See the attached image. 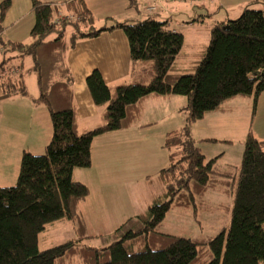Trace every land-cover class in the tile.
<instances>
[{
	"label": "trees",
	"instance_id": "obj_1",
	"mask_svg": "<svg viewBox=\"0 0 264 264\" xmlns=\"http://www.w3.org/2000/svg\"><path fill=\"white\" fill-rule=\"evenodd\" d=\"M128 3L133 7V0ZM10 5L9 0L0 4V23ZM254 5L263 3H250L236 19L214 25L193 72L179 75L175 63L183 37L169 30L167 22L148 18L96 29L82 0L66 3L65 14L54 4L31 0L32 42L6 44L0 38V74L8 69V62L31 58L37 102L48 111L52 134L43 155L22 154L16 184L0 188V264H72L76 260L80 264H258L264 260L263 142L248 134L240 167H227L223 174L215 158L205 161L189 133L191 125L226 101L255 99L264 92V8H251ZM113 30L124 33L132 63L153 62L155 77L147 85L117 87L112 99L100 74L92 72L86 86L94 105L106 107V123L79 134L64 54L78 41ZM17 70L15 79L3 80L0 75V99L26 94L21 63ZM152 96L184 97V127L165 136L168 166L157 175L164 191L145 213L136 216V230H125L130 219L114 231L117 241L104 248L91 249L73 240L38 249L37 237L48 225L78 219L76 207L88 196V189L72 179V171L90 167L93 139L131 125L143 102ZM234 179L230 224L217 236L191 240L158 232L170 208L190 207L215 182L227 186Z\"/></svg>",
	"mask_w": 264,
	"mask_h": 264
},
{
	"label": "crops",
	"instance_id": "obj_2",
	"mask_svg": "<svg viewBox=\"0 0 264 264\" xmlns=\"http://www.w3.org/2000/svg\"><path fill=\"white\" fill-rule=\"evenodd\" d=\"M3 1L5 0H0V3ZM9 1L11 4L10 8L4 16L3 21L0 23L2 27L0 38L2 42L6 43L4 37L5 35H8V39L6 40L8 44L19 43L22 45H29L31 43H22L27 42L28 39H19L18 35L21 34V30L14 27L15 25H20L24 19L26 20L33 16L31 13V0ZM36 1L54 4L59 7L58 9L60 13L65 14L67 13L65 4L74 0ZM82 1L95 19L96 29L102 26L109 27L113 22H126L133 24L148 18H152L159 22H167L169 30L179 33L183 37V46L179 54L180 57L184 47V34L188 33L190 29H195V25L204 23L205 18L209 21L210 35V29L214 25L222 23L226 19H230L231 15L237 16L241 13L243 8L250 3L261 1L264 8V0H201L198 2H180L176 0H133V7L129 5L128 0ZM149 9L152 10L150 11ZM202 12H205L206 15L202 14ZM214 14L218 15L216 19L213 18ZM31 27L32 23L28 22V24H26V34H30ZM196 27L199 28V26ZM205 47V45H198L196 47V53L191 54V56L199 58ZM26 59L30 60L29 72L33 74L31 71L32 61L30 57L13 60L14 63L12 61L8 62V68L17 70V66L21 63L23 69ZM143 63L145 62H131L126 37L120 30L103 32L96 38L78 41L73 49L68 50L64 54V64L68 68L72 77V98L76 117V129L79 134L91 131L92 129L106 123V107H96L94 105L86 86V78L92 72L97 71L103 82L109 88L113 99L115 96V90L119 86L147 85L150 83L149 80L151 79L145 81V78L142 75L141 71L144 67H147L145 66L146 64ZM148 67H150V71H154V68H152L151 65ZM177 72L178 70L176 68V73ZM17 96L18 95L4 99L2 101L4 104L0 105V188L12 187L16 184L20 157L22 154L24 152L30 154H44L52 134L51 125L49 123L48 125L45 124L48 122V119L50 120L47 109L38 102L29 104L23 99V97ZM176 97L177 96H152L147 98L142 104L141 111L131 125L120 131L105 133L93 139L90 151V167L87 169H74L72 171V179L87 187L88 196L91 194L92 188H97L101 194H108L105 197V200L101 198V202H98L99 200L94 202L96 206L97 203L100 204V208L98 209L102 210V204L106 203L107 197L111 195L119 197L120 195H125V190L129 189L131 190L130 196H132L133 199V194L136 189L143 188L142 184L147 186L148 178L152 174V170L155 167L160 166L159 164L161 163L160 145H157L156 142L151 139L139 140L135 137L132 139L130 138L133 136L134 129L139 127L137 123L144 116L145 110H151L155 105L156 110L162 111L163 103H165V101H171ZM231 101H237L240 107L244 106L242 113L249 115V118L251 116V120L254 110L256 116H258L264 123V92L255 99L253 96H248L236 97L228 100L225 102V105L221 106L217 111L207 113L202 120L198 121V123L206 122L208 121L207 119H220V116H216L215 118L209 117L212 115L223 114L228 111L229 107H227L226 104L231 103ZM41 106H43L45 110H42ZM6 109L9 112L7 113V120L4 117V111H6ZM32 112L34 113V117L40 115L41 119L44 117L47 118L46 120L45 118L44 120L42 119L44 122L42 128H40L41 125L39 122L35 123L32 119L30 122L27 121L28 114ZM20 114L26 115L23 118H19L18 116ZM248 122L249 119L244 125V128L247 126ZM242 123L244 124V122ZM194 125L195 124L190 127H193ZM196 130L199 134V132L203 130V126H199ZM173 131L174 129L168 128V130L165 131L163 138L165 139L166 134ZM262 132L264 133V126ZM247 133L248 131L246 132V135L249 134ZM245 137H243L244 141ZM200 140H202V137H200ZM258 141L263 142L264 144V138H260ZM216 164L218 168L221 169L222 166H220L218 162H216ZM227 167L233 166L225 164L224 168ZM158 170L160 171L161 169H157V171ZM159 171L156 173L157 175ZM87 197L85 199H87ZM84 200L80 201L77 205L79 209V204L83 203V212L84 208L89 207L90 203L88 200L83 202ZM77 207V218L81 220V214H83V212L80 211V213L77 210ZM123 224L124 221L120 226Z\"/></svg>",
	"mask_w": 264,
	"mask_h": 264
},
{
	"label": "rangeland",
	"instance_id": "obj_3",
	"mask_svg": "<svg viewBox=\"0 0 264 264\" xmlns=\"http://www.w3.org/2000/svg\"><path fill=\"white\" fill-rule=\"evenodd\" d=\"M251 8L262 9L263 6L254 5ZM202 14L206 15L205 12H202ZM239 15L240 14L237 16L231 15L230 19L234 20ZM217 16V14H214L213 18L216 19ZM27 21L29 23L31 22L33 26L34 19L33 16H31L26 20L24 19L20 25H15L14 27L21 30V34L18 35L19 39H28L27 42L22 43H31L29 35L26 34V24H28ZM196 26H199V28ZM194 28L195 29H190L188 33L184 34V47L182 55L181 57H178L176 62V68L178 70L177 73L179 75H186L193 72V67L197 65L200 58H194L191 54L196 53V47L198 45L207 46L209 42L210 25L207 18H205L204 23L195 25ZM4 39L6 44H8L6 41L8 39V35H5ZM2 60L3 57L1 54L0 63ZM12 62L14 63L13 60ZM29 64L30 60L26 59L25 66H23L21 71L26 94L24 96L18 95L17 97H23V99L29 104H34L39 98V93L36 88L35 77L29 72ZM143 64H146L145 66H147L141 71L145 81L154 79L155 67L153 62H145ZM150 65L154 68V71H150V67H148ZM17 74L16 69L13 70L8 68L0 75H3V80H9L15 79ZM4 99H0V105L4 104L2 103ZM185 104L186 99L184 97L177 96L171 101H165V103H163L162 111L156 110L154 105L153 109L148 111L145 110L144 116L137 123L139 127L136 126L137 129H134L133 136H131L130 139L134 137L139 140L151 139L154 140L157 145H160L161 163L159 164L160 166H157L152 170V174L148 178L147 186L142 184L143 188L136 189L133 194V199L132 196H130L131 190L129 189L125 190V195H120L119 197L111 195L107 197L106 203L102 204V210L98 209L100 208V204L97 203L96 206L94 202H97L98 200V202H101L102 199L105 200V197L108 194H101L97 188H92L91 194L83 201L86 202V200H88L90 202L89 207H85L84 212L83 203L79 204V209L77 207L79 212H83V214H81V220H63L48 225L44 232L40 233L37 237L38 249H48L73 240L79 241L78 243L80 246H86L91 249L104 248L117 241L118 238L114 240L113 237L114 231L120 227V224L123 221L126 224L129 219L133 221L128 223L125 230H136V216L145 213L153 201L160 197L164 191V187L158 182V176L156 174L159 171H157V169L166 168L168 166L166 151L162 148L163 137L168 128L174 129L175 131L181 130V128L184 127V114L181 109L185 106ZM224 105L225 103L222 106ZM226 106L229 107V110L225 113L209 117L215 118L216 116H220V119H207L208 121L206 122H196L193 127H189L190 136L195 139L194 141L196 142V146L200 153L204 156L205 161L215 158L216 162L222 166L220 170L223 174L228 172L225 171V164L231 165L235 168L240 167L244 149L243 137H245L247 131L256 140L264 138V133L262 132L264 123L258 116H256L254 110L251 120V116L249 118V115L242 113L244 106L240 107L237 101H231V103H227ZM41 108L42 110H45L43 106H41ZM7 113L9 112L6 109V111H4V117L6 120ZM23 114H20L18 117L23 118L26 115ZM44 118L45 120L47 119L46 117ZM44 118L42 119L44 120ZM31 119L35 123L39 122L41 125L40 128L43 127L44 122L42 121L40 115L34 117V113L32 112L28 114L27 121L30 122ZM248 119L249 122L244 128ZM242 122H244V124ZM48 123L51 125L49 119L45 124L48 125ZM201 125L203 126L204 131L201 130L198 134L196 128ZM200 137H202V140H200ZM31 155L39 156L43 154ZM231 175H234V173ZM234 177L236 178L237 175H234ZM219 179L223 181L222 178H218L217 180ZM221 181L215 182L212 185L213 188L207 190L202 197H197L195 199V203L190 207L170 208L164 221L159 226L158 232L165 235L182 237L191 240H207L217 236L223 229H227L230 224L233 193L235 191L236 184L235 179L233 183L232 181L229 184L227 183V186L225 184H220L222 183ZM228 182H230V180H228ZM72 264H80V262L76 260L72 261ZM258 264H264V260L259 261Z\"/></svg>",
	"mask_w": 264,
	"mask_h": 264
},
{
	"label": "built area",
	"instance_id": "obj_4",
	"mask_svg": "<svg viewBox=\"0 0 264 264\" xmlns=\"http://www.w3.org/2000/svg\"><path fill=\"white\" fill-rule=\"evenodd\" d=\"M176 1H180V2H184V1H191V0H176ZM192 1H194V2H198V1H201V0H192ZM202 1H208V0H202ZM150 11L152 10V9H149ZM2 52H3V48L0 46V54H2ZM14 70V69H13ZM15 72V71H14ZM17 72V71H16Z\"/></svg>",
	"mask_w": 264,
	"mask_h": 264
}]
</instances>
